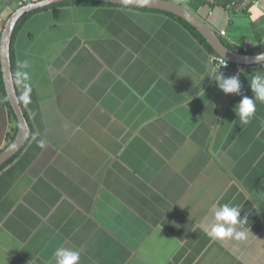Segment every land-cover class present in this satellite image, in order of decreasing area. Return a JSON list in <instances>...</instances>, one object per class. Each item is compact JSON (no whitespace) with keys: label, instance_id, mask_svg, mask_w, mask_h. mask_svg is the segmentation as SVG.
I'll return each instance as SVG.
<instances>
[{"label":"crops","instance_id":"0c3cea01","mask_svg":"<svg viewBox=\"0 0 264 264\" xmlns=\"http://www.w3.org/2000/svg\"><path fill=\"white\" fill-rule=\"evenodd\" d=\"M235 1L180 5L232 51L263 53L264 0L228 11ZM213 56L161 12L29 16L10 45L30 135L0 170V264H56L58 248L79 264H264V104L247 125L233 110L264 62L220 69ZM218 70L239 76L240 95L216 87ZM2 84L0 72V152L16 126ZM224 204L247 216L240 239L208 235Z\"/></svg>","mask_w":264,"mask_h":264},{"label":"water","instance_id":"95a60500","mask_svg":"<svg viewBox=\"0 0 264 264\" xmlns=\"http://www.w3.org/2000/svg\"><path fill=\"white\" fill-rule=\"evenodd\" d=\"M97 2L124 7H136L162 11L175 15L192 26L209 44L215 54L232 64L252 66L264 61L255 62L256 55H244L229 49L221 39L194 13L180 3L168 0H39L19 6L6 19L0 33V72L7 101L17 121V130L13 140L0 152V168L16 156L24 147L30 135V127L24 116L17 95L10 58V45L18 21L27 13L64 2ZM264 53V52H263Z\"/></svg>","mask_w":264,"mask_h":264},{"label":"clouds","instance_id":"9594fccd","mask_svg":"<svg viewBox=\"0 0 264 264\" xmlns=\"http://www.w3.org/2000/svg\"><path fill=\"white\" fill-rule=\"evenodd\" d=\"M223 59L221 68L226 67V62ZM254 61H264V53H258L254 57ZM220 68V69H221ZM219 69V70H220ZM216 72L214 79L216 87L225 95H240L241 81L238 75L225 78L222 74ZM252 96H243L239 103L235 106L234 113L236 119L241 125L250 123L255 111L257 102L264 104V75L256 74L252 76L248 84ZM41 148L44 147V142L41 141ZM242 208L239 206H231L224 204L218 208L214 214L215 223L212 225L208 235L212 239L222 240L232 238L234 235L237 239L243 237V232H237L236 226L247 221L246 214L241 217ZM56 264H79L80 254L78 251H72L65 248H58L54 253ZM7 264V261H6Z\"/></svg>","mask_w":264,"mask_h":264},{"label":"trees","instance_id":"16d2710c","mask_svg":"<svg viewBox=\"0 0 264 264\" xmlns=\"http://www.w3.org/2000/svg\"><path fill=\"white\" fill-rule=\"evenodd\" d=\"M75 4H92V5H99V6H118V5H111V4H104V3H97V2H77V1H71V2H64V3H59V4H56V5H52L50 7H47V8H44V9H40V10H37V11H34V12H30V13H27L25 14L24 16H22V18L18 21L15 29H14V32H13V36L14 34L16 33L17 29L20 27V25L31 15L37 13V12H40V11H44V10H48V9H51L53 10L55 13H57L58 9L62 6H65V5H75ZM118 7H124V6H118ZM125 8H132V9H141V10H146V11H154V12H161V13H165L171 17H173L174 19L180 21L186 28H188L190 30V32L214 55L215 52L213 51V49L209 46V44L206 42V40L192 27L190 26L187 22H185L184 20H182L181 18L175 16V15H172L170 13H166V12H162V11H157V10H151V9H144V8H136V7H125ZM3 28V26H2ZM12 36V37H13ZM11 68H12V73H13V67H12V63H11ZM13 78H14V73H13ZM2 88H3V91H4V87H3V84H2ZM8 110H9V114L11 116V118L15 121L16 123V126L12 129L11 133L7 135L6 137V142H7V145H9V143L13 140L15 134H16V130H17V121H16V118L14 116V113L8 103ZM6 145V146H7ZM19 154V153H18ZM17 154V155H18ZM16 155V156H17ZM16 156H14L11 160H9L5 165H3L0 170L2 168H4V166H6L8 163H10Z\"/></svg>","mask_w":264,"mask_h":264},{"label":"built area","instance_id":"2783aa9c","mask_svg":"<svg viewBox=\"0 0 264 264\" xmlns=\"http://www.w3.org/2000/svg\"><path fill=\"white\" fill-rule=\"evenodd\" d=\"M8 1H16L18 3V6H23L29 2H36L39 0H8ZM168 1H172V2H176L179 3L180 0H168ZM201 1H207V0H201ZM251 4L253 6H258L259 5V0H236L235 2H233L232 4H230L227 7V10L230 12H235V13H241L243 11L246 10L247 6ZM222 34H224L222 32ZM250 47H252V44L250 42H244L241 46L240 49L242 50L243 53H247L248 50L250 49ZM223 58H221L218 55H215L212 57L211 62L213 64L214 68H221V62H222ZM226 62V67L225 68H229L230 63L228 61H224ZM236 70H240L242 69L241 65H236L235 66Z\"/></svg>","mask_w":264,"mask_h":264},{"label":"rangeland","instance_id":"374dc122","mask_svg":"<svg viewBox=\"0 0 264 264\" xmlns=\"http://www.w3.org/2000/svg\"><path fill=\"white\" fill-rule=\"evenodd\" d=\"M9 2L10 1H8V0H0V10H1L2 4H8ZM179 3L183 5L184 4V0H180ZM9 6H10V9L12 10V12L19 7L18 3L16 1H12L9 4Z\"/></svg>","mask_w":264,"mask_h":264}]
</instances>
